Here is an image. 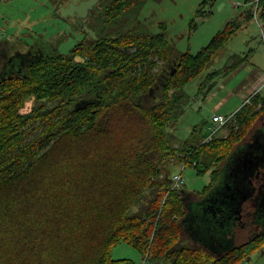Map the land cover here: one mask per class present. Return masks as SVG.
Returning a JSON list of instances; mask_svg holds the SVG:
<instances>
[{"label": "trees", "instance_id": "1", "mask_svg": "<svg viewBox=\"0 0 264 264\" xmlns=\"http://www.w3.org/2000/svg\"><path fill=\"white\" fill-rule=\"evenodd\" d=\"M134 1L114 0L104 24L117 22ZM249 3L255 9L245 10L243 19L258 15L264 27V0ZM137 27L102 30L68 53L46 40L25 52L7 46L3 58L1 45L11 42L0 40V264H135L111 257L119 244L149 264L248 260L246 244L217 252L191 241L186 200L161 177L164 161L180 152L200 175L217 159L226 161L244 139L235 134L264 110V93L257 91L251 106L227 123L226 138L171 147L170 127L185 112V85L241 24L230 21L194 55L177 52L163 31L148 35ZM152 58L162 62L157 73ZM212 173L216 183L220 169Z\"/></svg>", "mask_w": 264, "mask_h": 264}, {"label": "rangeland", "instance_id": "2", "mask_svg": "<svg viewBox=\"0 0 264 264\" xmlns=\"http://www.w3.org/2000/svg\"><path fill=\"white\" fill-rule=\"evenodd\" d=\"M102 1L101 6L107 5L109 2ZM202 1L137 0L133 2L130 9L126 10L122 18L117 19V22L112 21L104 24L106 16L101 14L99 17L100 31L116 33L118 30L126 31L135 26L148 35L160 34L163 31L168 42L177 52H189L193 55L206 47L230 21L236 20L241 24V28L236 34L216 53L212 63L185 85L184 92L187 95L185 112L174 125H171V131L168 134L171 147L174 150H179L187 142L198 146L209 141L211 139L209 138V128L214 113L232 115L231 121L233 114L239 108L243 105L251 106V97L257 91L264 93L263 83L259 90L253 91L244 101L241 97L249 92L247 90H250V87L258 82L259 78L264 80V27H262V21L257 14L256 18L254 17L252 20L245 21L243 19L245 10H254L255 6L252 3L245 5L246 0H214L205 5L201 4ZM65 3L66 0H0V28L3 30L1 40L8 36L11 39V45L15 47L13 51L21 52H25L27 46L35 43L41 44L46 40L48 42L55 41L59 43L58 50L60 52L68 53L73 46L83 41L88 30L85 29L82 32L78 28L68 27L69 22H66L60 14L61 7ZM56 6H60V13L56 10ZM89 21L91 22L92 19ZM96 32L95 34L89 33L85 40L90 41L96 38ZM133 50L132 48L130 52ZM152 60L156 62L157 68L153 70L156 72L159 70L158 67H162V62L157 58H152ZM233 65L235 67L231 69ZM209 87H211L210 90ZM32 103L34 102H27V106H31ZM257 108L259 109L260 106ZM260 126L264 127V110L255 115L245 133L240 132L235 135L244 136V139L248 138L250 133ZM230 129V126L226 124L212 137L226 138L230 135ZM235 131L237 130L235 129ZM203 136L206 138L201 140L200 138ZM182 157L183 153L181 152L168 157L163 163V170L166 171H163L161 177L166 176L169 179L170 189L173 190L171 179L174 175L180 174L184 179V184L177 190L182 196L185 193L191 195L190 197L193 199H191L190 206L197 211L201 207H198L197 202H194L195 197L199 199L204 197L215 184V182H211L214 176L212 172L220 169L224 164V159H217L215 165L211 166L207 173L200 175L196 173L195 169L182 162L180 160ZM150 196L151 193L148 190L142 203L146 202ZM137 210L138 207L133 209V211ZM188 237L191 241L194 240L191 236ZM199 238L196 240L198 241ZM245 241L246 238H242L238 244L241 245ZM185 243L192 246L190 241L185 240ZM253 244L260 245L259 249L252 248ZM235 245L237 246V242H229L216 249L225 252ZM243 250L244 252L250 251L248 260H243L238 264H264V240L246 244ZM111 257L113 259H130L135 264H142L143 260H146L126 244L116 245L111 250Z\"/></svg>", "mask_w": 264, "mask_h": 264}, {"label": "flooded vegetation", "instance_id": "3", "mask_svg": "<svg viewBox=\"0 0 264 264\" xmlns=\"http://www.w3.org/2000/svg\"><path fill=\"white\" fill-rule=\"evenodd\" d=\"M84 1L93 2L91 7L88 8L86 12L81 10L79 14H74L73 16H71L69 12H67L68 15L66 17H64L61 14L62 18L66 22L67 21L69 22L70 24L68 26L69 28H74V29L78 28L82 32L86 29L88 30V34L89 33L95 34V31H97L96 33L98 37L99 33H102V31L99 30V26H100L99 17L101 14H106V12L111 10V6H113L112 3L114 2V0H107V2L109 1L108 4L107 5L103 4L102 6H101V2H103L102 0H66V3L63 4V6L68 7L69 3H74L75 5H78ZM85 6L89 7L88 5ZM90 19H92L91 22L89 21ZM88 34H85V36L83 37L84 38L83 41L88 36ZM6 37L7 38L3 39L2 41L11 40L8 36ZM97 37L94 38L93 40H97ZM9 44L11 45V43L4 42L1 45L2 48L1 55L3 58H5L3 49H5L7 46L9 48L10 47L14 48V46L12 45L10 46ZM29 47L28 46L26 47L27 50L29 49ZM10 61L11 60H9V63ZM2 67L4 71L7 69V66L4 65V63L2 64ZM246 145H248L249 148H246L243 154H241L239 164H241L242 167L244 166V168L249 171V175L246 176L243 175L242 173L238 175L239 179H241L239 182V184L241 185V186L239 185L241 191L239 197L240 200L235 205L237 214H235L236 216L232 215L228 217L230 218L228 221L231 224V226H229L231 232L229 233L232 242L235 243L237 242V246H239L238 242L242 238L243 239L246 238V241L243 244H249L252 241L261 242L264 240V127L263 126L254 129L250 133L248 138L243 139L239 144L235 146L233 151L236 150L237 147L244 146L245 148ZM225 162L226 161H224V164L221 165L220 170L222 166L226 164ZM249 165H254V167L252 169H249ZM217 182L214 185H216ZM214 185L212 187H214ZM183 196H185L184 199L186 200V203L190 205V203L192 202L191 199H193L190 197L191 195L185 193ZM202 198L199 199L198 197H195L194 202H199ZM223 241L226 242L228 240H223ZM234 247H236V245Z\"/></svg>", "mask_w": 264, "mask_h": 264}, {"label": "water", "instance_id": "4", "mask_svg": "<svg viewBox=\"0 0 264 264\" xmlns=\"http://www.w3.org/2000/svg\"><path fill=\"white\" fill-rule=\"evenodd\" d=\"M92 4V1H84L78 5L69 3L68 7H61V14L66 17L68 15L67 12H69L71 16L79 14L81 10L86 12ZM150 95H152V90H150ZM246 148H249V146L246 145L245 148L244 146L237 147L236 150L229 155L225 162L226 164L222 166L220 170V178L217 184L196 203V205L201 208L196 211L192 206L187 204L184 224L190 232V236L193 239L200 237L198 242H203V245L217 252L219 250L216 248H221L225 244L232 242L229 233L231 232V229H229L231 224L228 221L230 219L228 217L232 215L236 216L235 214H237L235 205L240 200L241 191V185L239 184L241 179H239L238 175H240V173L246 176L249 175V171L239 164L240 156ZM253 167L254 165H249V169ZM223 240L228 241L224 242Z\"/></svg>", "mask_w": 264, "mask_h": 264}, {"label": "built area", "instance_id": "5", "mask_svg": "<svg viewBox=\"0 0 264 264\" xmlns=\"http://www.w3.org/2000/svg\"><path fill=\"white\" fill-rule=\"evenodd\" d=\"M3 31L0 28V40ZM4 38V37H3ZM232 115L214 114L211 117V127L209 128V138L218 133L231 119ZM172 189L177 190L181 185L184 184V179L180 174H176L171 179ZM142 264H149L147 260H143Z\"/></svg>", "mask_w": 264, "mask_h": 264}, {"label": "crops", "instance_id": "6", "mask_svg": "<svg viewBox=\"0 0 264 264\" xmlns=\"http://www.w3.org/2000/svg\"><path fill=\"white\" fill-rule=\"evenodd\" d=\"M3 31V30H2ZM263 83H264V80H263V78H259V80H258V82H256L252 87H250V90H247V91H249L247 94H243L241 97H242V99H243V101H244V99H246L247 98V96H249L253 91L254 92H256L257 90H259V87L261 86V85H263ZM243 104V103H242ZM242 106V105H241ZM235 112V111H234ZM233 112V113H234ZM233 113H231V114H233ZM214 114H220V113H214ZM213 114V115H214Z\"/></svg>", "mask_w": 264, "mask_h": 264}]
</instances>
